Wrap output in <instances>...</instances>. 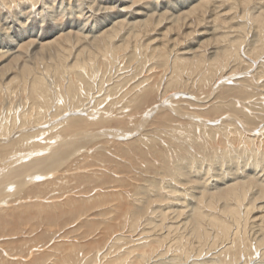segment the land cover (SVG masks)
<instances>
[{
	"label": "rangeland",
	"instance_id": "1",
	"mask_svg": "<svg viewBox=\"0 0 264 264\" xmlns=\"http://www.w3.org/2000/svg\"><path fill=\"white\" fill-rule=\"evenodd\" d=\"M21 1L22 0H10V3H9V0L8 1L0 0V12H2L0 13L1 14L0 15L1 17L0 18V23H1L0 24V30H1L0 42L3 40L5 42H8L10 40L9 38L17 35L18 27L20 30L26 29L28 31L27 36L26 34L24 35V38L20 40V44H18L14 50L12 49L11 51L4 52L5 48L3 47L0 48V78L2 77L4 73H7V76H5V78L14 77L16 73L18 72L19 67L25 61H27L28 65L35 67L34 73L36 74L33 73L34 75L31 76L32 78L27 77L25 79V77L24 78H22L21 76L18 77L13 84V88H12L13 90H11V92L6 91V90L0 91V117H1L0 123H3L4 125L5 122L10 121L9 117L14 116L15 110H17L20 114L21 112H23V110H30L36 106L42 107L44 105L45 106L47 105L46 107L44 106V108H46V111H47L46 122L45 121L42 122L40 124L39 129L38 128L37 129L40 130V128L41 129L47 128L46 132H49V133L43 136L45 139L43 137L41 138L46 140V138H48L51 135H56V134L58 135L57 132H59L62 129L63 130L60 131L61 133L59 132V135L60 136L64 135L62 136L63 138L66 137L67 135L69 137H67V139L65 138L64 140L57 139V141H61L62 143L56 144L58 146H56L55 149L59 148V146H61L62 144H64L65 146L63 145L64 147L60 148L57 151L58 160H56V162L58 163L54 166L52 170L49 171V173H47L48 175H45V176L34 175L33 181H31V183L28 182V184L24 185L25 187L23 186L18 187L16 189V192L15 193L13 192L15 195H13V197H11L7 203H5L4 201L0 202L1 204L0 206V240L2 239L0 242L2 243L0 244V261L6 260V259H7L6 261L10 260V257H11L10 255H12L11 260L9 261V262H13L12 264H16L18 262L22 264L23 263L30 264V262L32 264H47V263L49 264L51 260L52 262H54L53 261L54 258H59L62 256L61 258L63 260L64 256L67 254L65 258L70 257L71 262L74 263V261L80 262V260L84 258L83 256L88 254V256L90 255L89 257L91 260L93 258L94 259L93 261L90 262L89 257H87L88 258L87 263L89 262V264L90 263L99 264L98 260L103 262L104 259L100 257L103 254L99 255L97 252L99 250L103 251L104 249L105 250L103 251V253L105 252V255L107 251H109L108 253H110V250L112 249L109 255L110 257L114 255L111 258L114 259L113 262L114 263L116 262L115 264H126V263L131 264L133 262H134L133 264L135 263L136 264H146V262L144 263V261L146 260H147V264H153L154 262H155L154 264H157L159 260H160L159 261L160 264L161 262L162 264H165V263L168 264L169 262L170 264H172L176 258L177 259L173 264H176V263L177 264H197L199 259H200L199 264L201 262H203L201 264H210L212 262L211 259H214L215 257L222 259L223 257L220 255L216 256L214 251H211L213 253H210L209 252L210 250L207 251L206 245L203 248L204 251L202 250V252L199 253L201 254V257L198 254V252L193 251L192 253V250H190L191 248L189 249L187 247L188 248L187 249L185 244L187 243L186 241L188 237L187 236L188 230H187V225L185 224L183 226L182 223L184 224V221L189 216L190 217L188 219H191L192 217L191 220L195 222L194 221L195 217H198V214L196 215L195 213L201 212L200 209H203V208L205 212L208 210L207 211L208 215L216 214L220 216L219 213L221 212V207H222L221 205L223 203L218 202L217 204L216 203L217 200H216L215 204L217 205L214 204L215 205L214 207H209V206L208 208L206 207L208 204V200L210 198L212 199L220 194L217 191L216 192H211V191L215 190L214 187H216L217 189L218 188L220 189V192H227L229 186L233 184H229L226 186L224 182H228L229 179L231 181L233 178H237V177H239L240 179L237 178L238 182H236V185H241L244 183L245 187L248 190L250 189L249 184L250 185L254 184L252 186L256 187V188L251 187L252 191L251 189L249 190L251 192L248 191L250 193L248 194L249 197L248 196H247L248 198L246 197L248 200H251L252 197L253 198L260 197V201L264 203V193H263L264 192V180H262L264 179V175H263L264 172L262 173V169L264 171V162H262L264 159V141L261 140V139H264V121H263L264 120V108H262L264 107V67H263L264 66V0H195L194 3H191L192 5H188V6L187 5L185 6L182 3V0H136L137 2L135 0L133 1L127 0V3H126V0H120L121 2H124L125 4L128 5L127 8L129 10L127 8L123 9L124 11L122 14L123 16H121L122 18L117 17L116 18L117 20L115 19L113 23L110 22L109 15L110 14L116 15L117 13L118 15H120L119 11L121 10V7H118V5L116 4L118 3L117 2L118 0H28V1L26 0V2L24 0L22 1V3ZM206 1H208V3H206ZM218 1L219 3H217ZM108 2L110 6L106 7V5H108ZM132 3L134 6L132 5ZM79 4L80 6L79 8H77ZM88 4H90L92 8H89L90 5ZM111 4L113 7L111 6ZM104 7H105V10H104ZM80 8H81V11H79ZM137 9H140V10H137ZM182 9H184V11H182ZM186 9L188 11H186ZM221 10L222 12H220ZM71 11H73V13ZM77 11L81 12L82 14ZM94 12L97 15L94 14ZM137 12L140 14H137ZM19 16L21 17V19ZM43 16L45 18H43ZM254 16L257 17L256 18L257 20L255 19ZM136 18L138 19L136 20ZM106 19H108V21L105 23L106 25H104L103 20H106ZM98 20L101 22H99ZM254 20H256V22ZM135 21L137 22L135 23ZM143 21L146 23H144ZM115 22L117 24L115 26L119 28L121 32L119 31V29L117 30L118 32L114 31L116 32V34L114 33L115 36H113L112 39L114 40L112 41V39H109L107 35L109 33L107 32L112 30V26H114L113 24ZM68 23L73 24L71 28L68 27L64 29L63 31L58 30V27L62 26V24L65 25ZM111 23H112V26H110ZM99 25L102 27L100 28ZM259 25H261L263 29L259 27ZM94 26H97L98 30H95V32L93 33L91 31L95 29ZM104 27L106 28L104 29ZM167 31L169 32L167 33ZM2 32H4L5 34L4 37L3 35L1 36V34H3ZM6 36L8 37V39ZM97 36L98 37L100 36V38H97ZM70 38L73 40V43L71 42L72 44L68 42V41H71ZM52 39L53 41H55V43L44 45L47 43V41L52 42ZM239 42H240V46H239ZM230 43L234 44V46L232 44L234 50L231 49L232 47ZM58 44L62 45L63 48L65 49L67 48L66 50H69V52H67L68 55L66 54L65 56L66 58H61V60L55 59L51 61L52 60L51 58L53 57V55L57 51V48L59 47L57 46ZM102 44H104L105 47ZM236 44L239 47L236 46ZM111 46H114L116 48L114 47L111 48ZM123 47L124 48L126 47V48L124 49ZM227 47L228 48L231 47V48L228 49ZM225 48L228 50H226ZM104 49L105 51H103ZM115 49L116 50L119 49L118 52L115 51ZM188 50L192 52H189ZM233 51H235L237 55ZM91 52L94 55H91L92 54ZM222 53H224V55H222ZM228 53L230 55L232 53L233 55L232 58L231 56L229 57ZM226 55H228V59L230 58L229 60L227 59ZM178 56H180L181 58ZM14 57L20 58V61L16 65H14L16 63L14 61L15 59ZM218 57H220L219 60L224 58L223 61L221 60L222 62H220L219 60H217ZM186 58H190L189 59L191 60L190 64L185 63ZM175 60L176 62L174 63L173 61ZM196 60H198L199 63ZM224 60L226 64H224ZM240 60L242 61L244 60V61L242 62ZM182 62L187 65L185 68H184L185 65L181 64ZM87 63H89L90 66ZM173 63L175 65H172ZM176 63L182 66L183 69ZM218 63H221V65L223 63V65L225 66L224 68L226 69H224ZM217 64L221 66V70L219 69L220 66H218ZM197 65L198 66L201 65L202 67L200 66V68H198ZM210 65L212 67H210ZM190 68H193V69L195 68L196 70L191 69L192 71H190ZM179 69H182V70H179ZM174 71L176 73H173ZM178 71L179 72L182 71V73L184 74L179 73ZM174 74H176L177 76ZM175 76L177 78H175ZM217 85H218V89L216 88ZM176 86H178L179 90ZM70 87L72 91L69 90ZM165 87H167L166 88L167 91L170 87H171L170 89L174 91L171 92V90L169 89V91L167 92ZM180 87H182L184 90L186 89L187 91L186 90L184 91L183 89L181 90ZM148 88H150V90ZM74 89L77 90V92H75ZM139 89H142V90L140 91ZM131 91L133 92L131 93ZM179 92H182L184 94L182 95V93H179ZM77 93L82 94L83 96L78 95L79 96L78 98ZM175 93H178L176 94L177 95L176 97L174 95ZM71 95H73L74 98ZM168 96L170 99L169 98L167 99ZM71 98L74 100L72 101ZM131 99L133 100L130 101ZM217 99L221 103L216 101ZM75 100H77V102H79L82 105L75 103L76 102ZM164 101L167 104L171 102L170 103V105L172 104L171 109L161 108L160 110L159 109L155 110L156 108L155 106L157 105L162 106ZM175 101L176 103H174ZM235 101L237 102V104ZM215 102H217L218 104ZM252 102H254V104H252ZM255 102L259 104L255 105L256 104ZM232 103H235L236 106ZM74 105L76 107L73 110L72 107H74ZM250 105L251 106L254 105L253 106L254 108L250 107ZM258 105L261 111L263 110L262 112L260 111V109H258L257 107ZM80 106H81V110L82 108H84V106L86 107L84 108L85 110L90 111L91 109L90 112L94 110L95 111L93 112L94 115L91 114L89 116L87 115V113H83L84 109L82 112H80L79 111ZM113 106H115V108ZM230 106H232V108ZM238 107L240 108L239 110H238ZM173 108H175V110H173ZM75 109H78V112L77 110L75 111ZM151 109L153 110V112H150ZM176 109H179V110L177 111ZM181 109H182V113L180 111ZM241 109H245V110L242 111ZM122 111H124V113ZM108 112L109 114H106ZM146 112L147 113L149 112L150 119L145 124V126H143L142 128L143 136L140 134L137 135L136 134L137 131H135V129L137 128L138 124H140L144 120L143 117L146 116L147 114ZM258 112L260 113L257 114ZM71 113L72 115H76V116H74L73 118L69 117L71 116ZM242 113L243 115H241ZM248 113H252L253 115H255L256 113L257 115L253 116L251 114L252 116H250V114ZM123 114L125 115L123 116ZM238 114L239 116H237ZM198 115H200L201 117ZM94 116H98V117H94ZM55 117L59 119L57 120ZM191 117L193 118L200 117L199 120L201 119L205 120L206 121V124L204 122L205 127L202 125L201 127L197 123L198 119L192 120ZM245 117L246 118L248 117L251 120H249L248 118L247 120ZM253 117H256V118H253ZM48 118L50 119V121H48L49 120ZM211 118L212 120L213 118L215 119L213 120V122L216 123V127H215V124H213V122L211 121ZM234 119L237 121H235ZM54 121L55 122L57 121L58 123H55ZM59 121H62V122H59ZM51 122L53 124H51ZM198 122L201 123V121H198ZM209 122H212V123L210 124ZM220 123L222 124V126ZM67 124H70L72 127ZM244 125L246 126V128L244 127ZM62 126L65 127V129L62 128ZM66 126H70L71 128L66 127ZM233 126H236V127H233ZM248 126L250 127L248 128ZM54 127L55 129H53ZM203 127L205 129L206 128L211 129L209 130L208 134H206L207 133L205 132L206 130L205 131L202 130L204 129ZM217 127H219V129ZM223 127H224L225 132H223L224 131ZM48 128L49 129L51 128L54 131H52L51 129L49 131ZM120 128L124 130H128V131L134 130L133 132L134 135H132L134 137L131 136L128 139H124V138L113 139L111 137L108 138V136L107 137L105 136L107 135V133L110 135L113 133L115 135L114 130H120ZM168 128L170 129V131L168 130ZM172 128H174L175 131L174 129L172 130ZM194 128L196 131H194ZM256 128H260V129H256ZM35 129H36V126L33 129L30 128V131H34ZM82 129L84 132L81 131ZM179 129L182 132H184L182 133V135ZM234 129L235 131H233ZM75 130L78 132H75ZM164 130L166 132H164ZM71 131H73L74 133ZM109 131H112V133ZM215 131H219V132H215ZM185 132L186 133L189 132L187 133V136ZM231 132L232 133L234 132V133L231 134ZM235 132L240 133V135ZM103 133L105 135H103ZM245 134H246V137H245ZM250 134L252 135L254 134V136L251 135L248 137V135ZM167 135L169 137H167ZM10 136H12V134ZM92 137H96V138H94L93 140ZM147 137H149V139H147ZM187 137L188 138L190 137V138L188 139ZM251 137H253L254 139H252ZM41 138L39 137L40 141H43ZM76 138L77 140H75ZM152 138L156 143H154ZM248 138L250 139L249 140L250 142L248 141ZM243 139L245 142L247 141L248 142L245 143L244 141H242ZM147 141H149V143ZM241 141L243 142L244 146L246 144L247 145L244 147L241 144L242 143ZM67 143L71 145V148L69 149L70 150L69 156L65 155V158H66L65 159L64 156H62L61 154L68 150L66 149V146H68ZM78 143L80 145L83 144L82 145L83 147H80ZM20 144H18V146H15L14 144L13 146H15V149L19 150V152L23 154L28 149L26 145L21 147ZM46 145H49V143ZM229 145H230V148H228ZM13 146L11 147L13 148ZM18 147H21V148H18ZM243 148L245 149L249 148V149L245 150ZM21 149L23 150L21 151ZM250 149L252 150V152ZM151 150L153 151V153ZM255 150H257V152H254ZM0 152H1V146H0ZM42 153L39 154L38 156L35 154L33 156L24 158L23 160L16 162L15 165L17 166L13 165L12 168L21 166L24 162L29 163L33 159L38 160V159H43V158L44 160L41 163V165H46L48 162H51L52 160H54L53 156L57 155V153L54 152L52 148L50 149L48 148L45 152H42ZM223 155H224V158H223ZM228 155H229V158L227 157ZM245 155L247 156L246 157L247 159L245 158ZM204 156L205 158H203ZM214 156H215V159H214ZM231 156L233 157L236 156L237 160L236 158H234L235 160L232 159L233 157ZM51 157H53V159L49 161V158ZM222 158H223V161H222ZM5 159L6 158L1 159L3 163H0V168L1 167L4 168L5 163H7L8 158L6 160ZM29 159L30 161H28ZM255 160L257 163L259 161L258 166H261V167L257 166V163L255 162ZM212 161L215 162L214 165ZM244 161H246V166H245ZM182 162L186 164H183ZM236 162L237 163L239 162L238 163L239 167L237 165V168H235L237 164ZM254 162L256 163V166H254L255 165ZM186 165H188V168L186 167ZM251 165L253 167H251ZM228 166L229 168H227ZM182 167H183L182 171L178 170L180 172L178 171L174 172V170H176L177 168L180 169ZM191 167H195L196 170L194 168L190 169ZM230 167H232V169H230ZM12 168L10 170H12ZM205 168L207 169V171ZM222 170H224V172ZM257 170L258 172L260 171V174L257 172ZM34 171H36V169H34ZM6 172H10L9 169L4 171L3 175L2 174L0 175V178L4 176ZM225 172L227 173V178H224L226 177ZM0 173H2V171H0ZM178 173L180 177H183V179H181L178 176ZM231 173L233 174L231 175ZM248 174H250L251 176L247 177ZM245 177H247L248 179H246ZM40 178H43V179H40ZM222 178H224L225 180L227 179V180L224 181V179L222 180ZM243 178L244 180H242ZM258 182L259 184H257ZM175 184H176V189L174 187ZM224 185L226 186V189H224L225 188ZM186 186H188V188H186ZM208 186L211 188H209ZM177 188H179L180 190ZM192 188L194 189V191L192 190ZM121 190L123 191V193L121 192ZM171 190L175 191V193L172 192ZM169 193H170V197H169ZM171 193L175 196H173ZM110 194H112L113 196L111 195V197L109 198ZM179 194L182 196L180 197ZM210 194H212V196ZM133 197L136 198L137 202L135 200H131V199H134ZM141 197H142L143 204L141 201H139L141 200L140 199ZM203 198H204V201H203ZM246 198L242 203L240 202L237 203L236 201L234 202L232 201L231 204L229 203L230 206L235 205L233 207H236V209H238V212H239L238 213L239 219L236 222V224L235 223L230 224L232 225L231 228L234 227L233 228L234 231L237 229L236 227L237 223L241 222V225H242V220H243L242 218L244 219L246 218V215L243 214V212L246 211V208L244 207L246 205L250 206V201H247ZM201 201H203L204 205ZM3 202L5 203V205L3 204ZM121 202L123 203L121 204ZM244 202L246 205L243 204ZM262 202H259L255 205L262 206L263 204ZM156 204L159 206L157 207ZM177 204L178 206H176ZM194 204H196V206ZM238 204L240 205L239 207H238ZM219 206H220V209H219ZM176 207H177V210H176ZM184 207L186 208L185 210H184ZM212 208H216V209L213 210ZM153 209L154 211H152ZM195 209L196 210L198 209V210L196 211ZM128 210H130V212ZM216 210L217 212L215 213ZM240 210L241 211L243 210V211L240 212ZM190 211H193V212H191L190 214H187ZM179 212L181 214L183 213V216H181ZM260 212L264 214V208H262V211H259L258 209L255 210V212L252 215H250V217L260 215L261 214ZM152 213H154L155 215H153ZM178 213L180 217L177 216ZM144 215L149 218H146ZM140 216H143V217H140ZM130 219H133V220H130ZM229 219L231 220L230 216H229ZM126 220H128L130 223ZM146 220L149 224L146 222ZM182 220L183 222L181 223ZM162 223L165 226L161 227L163 225ZM230 223H233V222H230ZM170 224H173L174 226ZM169 226L171 227L170 231L169 229H167V228H170ZM175 226L176 227L181 226V227L176 228ZM248 226H251L250 222ZM154 227L156 228V230ZM162 228L164 230H162ZM209 228H210L211 234L213 233V231L216 230V229L214 230V227L212 226H210ZM211 228H212V231H211ZM125 229L129 231L130 235L132 234L133 235L130 236L129 233ZM130 229H132V232H130L131 231ZM159 229H161V231ZM142 231H145V233L147 232L148 234H145ZM171 231L173 234L170 233ZM164 232L167 234H165ZM236 232H238V230ZM150 233L152 234L154 233V235ZM181 233H183V235H181ZM155 234L156 235L158 234V235L155 236ZM238 234H240L242 241L241 239H239L240 236ZM238 234H237L238 238L236 234L235 235L231 234L229 237V240L226 241V242H229V241L233 242V240L236 239L235 241L237 242L235 243L234 241L233 245L236 248V249L234 248L236 250L235 251L236 254L237 253L239 254V255L237 254L238 256L236 255L235 259H238L239 257L238 259L239 261L232 259L231 261L233 263L232 262L231 263L232 264L234 263L243 264L246 261L245 258H247L250 262L255 261L260 264H264V256L262 257V255H264L263 254L264 249L257 248L258 244H256L254 241L252 243L250 241L252 240L251 237L248 236L249 237L248 238L247 235H241V233L239 232ZM122 235L123 236L126 235V239L128 238L127 241L122 240L123 238H125ZM127 235L130 237H128ZM134 235L136 237H134ZM165 235L168 237L171 235L170 240L169 238H167L169 242L167 241ZM9 236L11 238H9ZM113 236L115 237L118 236V237L115 238ZM148 236H151V237H148ZM131 237H133L132 240L130 239ZM154 237H157V238H154ZM162 237H163V241H162ZM150 238H152L151 242L153 244L150 242ZM117 239L118 240L121 239L122 241L119 240L120 242L117 243ZM172 239L175 242H173ZM3 240L5 241V243ZM134 240L136 243L132 242ZM141 241L143 245H145L144 243L147 242L146 245L143 246L141 244L142 246H139ZM159 241L161 243L162 242L164 243L161 244L159 243ZM16 242H17V246L16 244H14ZM127 242L128 243L130 242L131 244H128ZM148 242H150V244ZM167 242L170 243L169 244L170 247L168 246L169 248L167 247ZM171 242L173 245L171 244ZM113 244H115V247ZM137 244L138 246L136 247ZM176 244L180 245L181 248L178 247ZM7 245H9V247ZM128 245H130L129 248L127 247ZM250 245L256 246V248L251 247ZM1 246H3V248ZM119 246L120 247L122 246V248H118ZM187 246H189V244ZM244 247L245 249L243 250ZM136 248H139V249L142 248V249L136 250ZM157 248L159 249L157 250ZM172 248H174V250ZM8 249L10 250V252L8 251ZM12 249L14 250V254L17 256L11 253L13 252ZM18 249H19V253L16 254V252H18ZM131 249L134 251L136 250L135 251L136 253L133 252ZM183 249L184 251H182ZM256 249H257V252H256ZM124 250H127V251L124 253ZM162 250H163V253H162ZM185 250L187 251L185 252ZM250 250H254L255 255L253 254V251H250ZM5 251H8L7 253L10 255L7 256V253ZM112 251L113 252L115 251L114 252L115 254H112ZM128 251H132V253L131 252L129 253ZM175 251L178 253L180 251V253L177 254ZM241 251H242V254H241ZM140 252H141V257L136 255V257L138 256L137 259L135 257H132L133 260L127 259L129 255L135 256V254H138ZM153 252L155 253V255ZM247 252H249V255H246ZM21 253H23V255ZM95 253L98 254V258L94 256ZM118 253H120L119 255L122 256V259H119V258L116 259ZM149 253L151 255L153 253L152 256L154 258L151 257ZM158 253L160 254L158 255ZM194 253L195 254L197 253V254L195 255ZM142 254L143 255L149 254L148 256H150L151 258L150 257L148 258L147 255H144L145 256L144 257ZM184 254L188 257V259H185V261H184V258H185ZM189 254H191L190 255L191 257H189ZM162 255L163 257H161ZM177 255H179L182 259ZM173 256L175 258L174 260H173ZM99 257L102 259H100ZM195 257H196V260H195ZM197 257L198 258L200 257V258L198 259ZM15 258L18 260H16ZM22 258L25 260H23ZM77 258L79 260H77ZM141 258L144 259V261H142ZM156 258H160V259H156ZM162 258L164 260H162ZM150 259L153 262H151ZM148 260L150 261V263L148 262ZM130 261H133V262L130 263ZM224 262L223 264L228 263L227 261L225 263ZM248 263L245 262L244 264H248Z\"/></svg>",
	"mask_w": 264,
	"mask_h": 264
},
{
	"label": "bare ground",
	"instance_id": "2",
	"mask_svg": "<svg viewBox=\"0 0 264 264\" xmlns=\"http://www.w3.org/2000/svg\"><path fill=\"white\" fill-rule=\"evenodd\" d=\"M3 1H6V0H3ZM8 1V0H7ZM22 1H24V0H22ZM22 1H21V3H22ZM28 1V0H27ZM131 1H133V0H131ZM136 1V0H135ZM25 2H26V0H25ZM24 2V3H25ZM118 3H116L117 5H118V7H121V10L119 11L120 13V15H118V13L115 15V14H110L109 15V19H110V22H112L113 23V21H115V19L117 18V17H121V16H123L122 14H123V9H125V8H127L128 7V5L127 4H125L124 2H121L120 0H118L117 1ZM137 2V1H136ZM195 2V0H182V3L186 6H188V5H192L191 3H194ZM222 2V1H221ZM227 2V1H226ZM9 3H10V0H9ZM62 3V2H61ZM126 3H127V0H126ZM181 3V2H180ZM206 3H208V1H206ZM217 3H219V1L217 2ZM5 4V3H4ZM138 4V3H137ZM159 4V3H158ZM161 4V3H160ZM171 4V3H170ZM211 4V3H210ZM221 4H223V3H221ZM25 5V4H24ZM63 5V4H62ZM85 5H86V3H85ZM88 5H90V4H88ZM87 5V6H88ZM116 5V6H117ZM132 5H133V3H132ZM136 5V4H135ZM167 5V4H166ZM218 5V4H217ZM64 6V5H63ZM79 6H80V4L77 6V8H79ZM107 6H110L109 5V2H108V5H106V7ZM111 6H112V4H111ZM134 6V5H133ZM165 6V5H164ZM168 6H169V4H168ZM170 6H172V5H170ZM176 6V5H175ZM113 7V6H112ZM111 7V8H112ZM131 7V6H130ZM129 7V8H130ZM167 7V6H166ZM202 7V6H201ZM212 7H214V6H212ZM211 7V8H212ZM68 8V7H67ZM84 8V7H83ZM87 8V7H86ZM89 8H92V6L90 5V7ZM102 8V7H101ZM110 8V7H109ZM173 8V7H172ZM177 8V7H176ZM189 8V7H188ZM220 8V7H219ZM233 8V7H232ZM26 9V8H25ZM65 9V8H64ZM63 9V10H64ZM128 9V8H127ZM158 9V8H157ZM161 9V8H160ZM164 9V8H163ZM162 9V10H163ZM170 9V8H169ZM227 9V8H226ZM27 10V9H26ZM57 10V9H56ZM67 10V9H66ZM104 10H105V7H104ZM107 10V9H106ZM112 10V9H111ZM129 10V9H128ZM131 10V9H130ZM137 10H140V9H137ZM146 10V9H145ZM79 11H81V8L79 9ZM79 11H77V12H79ZM84 11V10H83ZM177 11H179V10H177ZM182 11H184V9H182ZM186 11H188L187 9H186ZM53 12V11H52ZM55 12V11H54ZM62 12V11H61ZM64 12V11H63ZM72 13H73V11H71ZM105 12V11H104ZM140 12V11H139ZM151 12V11H150ZM168 12V11H167ZM166 12V13H167ZM220 12H222V10L220 11ZM0 13H2V12H0ZM8 13V12H7ZM58 13V12H57ZM76 13V12H75ZM79 13H81V12H79ZM100 13V12H99ZM112 13V12H111ZM134 13V12H133ZM181 13V12H180ZM179 13V14H180ZM227 13V12H226ZM250 13V12H249ZM27 14V13H26ZM50 14H51V12H50ZM54 14V13H53ZM82 14V13H81ZM94 14H96L95 12H94ZM137 14H140V13H138L137 12ZM142 14V13H141ZM1 15V14H0ZM8 15V14H7ZM80 15V14H79ZM97 15V14H96ZM103 15V14H102ZM105 15H106V13H105ZM136 15V14H135ZM216 15V14H215ZM221 15H222V13H221ZM29 16V15H28ZM52 16V15H51ZM125 16V15H124ZM145 16V15H144ZM218 16V15H217ZM260 16V15H259ZM258 16V17H259ZM3 17V16H2ZM20 17V16H19ZM54 17V16H53ZM98 17V16H97ZM103 17V16H102ZM105 17H107V16H105ZM146 17V16H145ZM175 17V16H174ZM220 17V16H219ZM255 17V16H254ZM1 18V17H0ZM5 18H7V17H5ZM43 18H45L44 16H43ZM122 18V17H121ZM132 18V17H131ZM130 18V19H131ZM151 18V17H150ZM176 18V17H175ZM251 18V17H250ZM257 17H255V19H256ZM261 18H263V17H261ZM4 19V18H3ZM20 19H21V17H20ZM138 18H136V20H137ZM260 19V18H259ZM6 20V19H5ZM117 20V19H116ZM133 20V19H132ZM144 20V19H143ZM151 20V19H150ZM155 20V19H154ZM253 20V19H252ZM257 20V19H256ZM256 20H254L255 22H256ZM9 21V20H8ZM43 21V20H42ZM79 21H80V19H79ZM97 21V20H96ZM99 21V20H98ZM104 22H103V24L104 25H106L105 23L108 21V19H106V20H103ZM130 21V20H129ZM164 21V20H163ZM2 22V21H1ZM45 22V21H44ZM99 22H101V21H99ZM137 21H135V23H136ZM144 22V21H143ZM147 22H148V20H147ZM176 22V21H175ZM186 22V21H185ZM5 23H7V22H5ZM15 23V22H14ZM18 23V22H17ZM80 23V22H79ZM96 23H98V22H96ZM112 23H111V25L110 26H112ZM123 23V22H122ZM122 23H121V25H122ZM125 23V22H124ZM138 23H139V21H138ZM144 23H146V22H144ZM254 23V22H253ZM1 24V23H0ZM153 24V23H152ZM172 24V23H171ZM188 24V23H187ZM190 24V23H189ZM4 25V24H3ZM8 25H9V23H8ZM23 25V24H22ZM72 23H68V24H65V25H63L62 24V26H60V27H58V30L59 31H63L64 29H66V28H71L72 27ZM83 25H84V23H83ZM88 25V24H87ZM102 25V24H101ZM114 26H112V30L111 31H109V32H107V33H109V34H107L108 35V37H109V39H112L113 38V36H115V34H116V32H118L117 30L119 29V28H117L115 25H117L116 24V22L113 24ZM129 25V24H128ZM148 25V24H147ZM185 25V24H184ZM5 26V25H4ZM24 26V25H23ZM93 26V25H92ZM149 26V25H148ZM163 26V25H162ZM262 26H263V24H262ZM2 27V26H1ZM15 27V26H14ZM80 27V26H79ZM95 27V29L94 30H92L91 32H95V30H98L97 29V26H94ZM99 27L101 28L102 26H100L99 25ZM124 27V26H123ZM122 27V28H123ZM259 27H261V25H259ZM13 28V27H12ZM86 28V27H85ZM106 27H104V29H105ZM126 28V27H125ZM184 28V27H183ZM262 28V27H261ZM83 29V28H82ZM124 29V28H123ZM204 29V28H203ZM260 29V28H259ZM263 29V28H262ZM261 29V30H262ZM150 30V29H149ZM168 30V29H167ZM14 31V30H13ZM17 31H18V33H17V35H15V36H13V37H11V38H9L10 40L8 41V42H5L4 40L3 41H1L0 42V48L1 47H3V48H5V50H4V52H8V51H11L12 49L14 50L15 49V47L18 45V44H20V40L21 39H23L24 38V35L26 34V36H27V34H28V31L26 30V29H19V27L17 28ZM83 31V30H82ZM85 31V30H84ZM114 31H116V32H114ZM119 31H120V29H119ZM170 31V30H169ZM169 31H167V33L169 32ZM210 31V30H209ZM0 32H1V30H0ZM72 32V31H71ZM121 32V31H120ZM152 32V31H151ZM212 32V31H211ZM3 34H1V36L3 35V37L5 36V34H4V32H2ZM111 33H115L114 35L113 34H111ZM166 33V32H165ZM166 33V34H167ZM145 34H147V33H145ZM69 35V34H68ZM78 35V34H77ZM80 35V34H79ZM88 35V34H87ZM100 35V34H99ZM89 36V35H88ZM167 36V35H166ZM225 36V35H224ZM7 37V36H6ZM71 37V36H70ZM87 37V36H86ZM169 37V36H168ZM168 37H166V38H168ZM1 38V37H0ZM97 38H100V36L98 37L97 36ZM107 38V37H106ZM114 38H116V37H114ZM241 38V37H240ZM239 38V39H240ZM5 39V38H4ZM7 39H8V37H7ZM67 39V38H66ZM96 39V38H95ZM261 39V38H260ZM1 40V39H0ZM70 40L71 41H68V42H70V44H72L73 43V40L70 38ZM114 39H112V41H113ZM57 41V40H56ZM66 41V40H65ZM222 41V40H221ZM67 42V43H68ZM72 42V43H71ZM101 42H103V41H101ZM195 42V41H194ZM2 43H4V44H2ZM46 43V42H45ZM50 43H55V41H53V39H52V42H49V41H47V43L46 44H44V45H49ZM75 43V42H74ZM114 43V42H113ZM236 43V42H235ZM115 44V43H114ZM225 44V43H224ZM233 44V43H232ZM232 44L230 43V45H231V49L232 50H234L233 49V46H234V44H233V46H232ZM95 45H96V43H95ZM103 46H104V44H102ZM101 45V46H102ZM257 45V44H256ZM57 46H59L58 48H57V51L55 52V54L53 55V57L51 58L52 60L51 61H53V60H55V59H57V60H61V58H66L65 56H66V54H67V52H69V50H66L65 48H63V46L62 45H60V44H58ZM108 46V45H107ZM224 46V45H223ZM229 46V45H228ZM236 46H238L237 44H236ZM239 46H240V42H239ZM238 46V47H239ZM99 47V46H98ZM105 47V46H104ZM112 47H114V46H111V48ZM117 47H118V45H117ZM191 47H192V45H191ZM225 47V46H224ZM237 47V48H238ZM254 47V46H253ZM100 48V47H99ZM114 48H116V47H114ZM121 48H122V46H121ZM124 48V47H123ZM126 48V47H125ZM124 48V49H125ZM188 48V47H187ZM228 48V47H227ZM230 48H228V49H230ZM234 48H236V47H234ZM70 49V48H69ZM124 49H122V50H124ZM184 49H186V48H184ZM189 49V48H188ZM226 49V48H225ZM224 49V50H225ZM228 49H226V50H228ZM262 49V48H261ZM111 50V49H110ZM119 50V49H118ZM118 50H116L115 49V51H117L118 52ZM121 50V49H120ZM162 50V49H161ZM164 50H165V48H164ZM191 50V49H190ZM190 50H188L189 52H192V51H190ZM236 50V49H235ZM247 50V49H246ZM245 50V51H246ZM83 51V50H82ZM87 51V50H86ZM103 51H105V49L103 50ZM163 51V50H162ZM253 51V50H252ZM183 52V51H182ZM218 52H220V51H218ZM227 52V51H226ZM234 53H235V51H233ZM79 53H80V51H79ZM84 53V52H83ZM82 53V54H83ZM89 53H90V51H89ZM92 53V52H91ZM180 53V52H179ZM225 53V52H224ZM224 53H222V55H224ZM81 54V55H82ZM88 54V53H87ZM108 54V53H107ZM117 54V53H116ZM167 54V53H166ZM165 54V55H166ZM227 54V53H226ZM229 54V53H228ZM236 54V53H235ZM68 55V54H67ZM80 55V54H79ZM91 55H94L93 53L91 54ZM196 55V54H195ZM237 55V54H236ZM236 55H234V56H236ZM98 56V55H97ZM115 56V55H114ZM118 56V55H117ZM120 56V55H119ZM168 56V55H167ZM177 56V55H176ZM175 56V57H176ZM227 56V59H228V55H226ZM231 56V58H232V53H231V55L229 54V57ZM255 56V55H254ZM18 57V56H17ZM15 58L14 59V61L16 62L14 65H16L19 61H20V58ZM93 57V56H92ZM109 57V56H108ZM178 57H180V56H178ZM187 57V56H186ZM106 58V57H105ZM110 58V57H109ZM108 58V59H109ZM181 58V57H180ZM194 58V57H193ZM195 58H197V57H195ZM219 58L220 57H218V59L217 60H219ZM257 58V57H256ZM259 58V57H258ZM261 58V57H260ZM115 59H116V57H115ZM119 59V58H118ZM159 59H161V58H159ZM178 59V58H177ZM190 58H186L185 60V63L187 64V63H191V60H189ZM200 59V58H199ZM212 59V58H211ZM224 59V58H223ZM223 59H221L222 61H223ZM230 59V58H229ZM228 59V60H229ZM241 59V58H240ZM249 59V58H248ZM107 60V59H106ZM111 60V59H110ZM193 60V59H192ZM210 60V59H209ZM221 60H219L220 62H222ZM255 60H257V59H255ZM94 61H96V60H94ZM125 61V60H124ZM127 61V60H126ZM168 61V60H167ZM183 61V60H182ZM197 62H198V60H196ZM215 61H216V59H215ZM214 61V62H215ZM240 61H242V60H240ZM244 61V60H243ZM242 61V62H243ZM58 62V61H57ZM68 62V61H67ZM83 62V61H82ZM114 62V61H113ZM174 63L176 62V60L175 61H173ZM194 62H195V60H194ZM212 62V61H211ZM210 62V63H211ZM229 62V61H228ZM233 62V61H232ZM81 63V62H80ZM111 63V62H110ZM172 64V65H175V64ZM185 63H181V64H184L185 66H184V68L187 66ZM199 63V62H198ZM206 63V62H205ZM209 63V62H208ZM216 63H217V61H216ZM248 63V62H247ZM88 65H89V63H87ZM177 65H179L178 63H176ZM196 64V63H195ZM194 64V65H195ZM214 64V63H213ZM218 64H220L221 65V63H218ZM217 64V65H218ZM224 64H226L225 63V60H224ZM239 64V63H238ZM67 65V64H66ZM215 65V64H214ZM220 65H218V66H220ZM227 65H228V63H227ZM235 65V64H234ZM262 65V64H261ZM90 66V65H89ZM110 66V65H109ZM180 66V65H179ZM192 66V65H191ZM198 66V65H197ZM201 66V65H200ZM200 66H198V68H200ZM206 66V65H205ZM217 66V67H218ZM223 68L225 67L224 65H223V63H222V65H221ZM221 66H220V70H221ZM74 67V66H73ZM80 67V66H79ZM85 67V66H84ZM182 69H183V67L182 66H180ZM179 67V68H180ZM196 67V66H195ZM202 67V66H201ZM210 67H212L211 65H210ZM209 67V68H210ZM264 67V66H263ZM120 68V67H119ZM177 68V67H176ZM175 68V69H176ZM207 68V67H206ZM216 68V67H215ZM217 68V69H218ZM88 69V68H87ZM175 69H173V70H175ZM182 69H179V70H182ZM187 69V68H186ZM189 69V68H188ZM191 69H193V68H190V71H192ZM212 69V68H211ZM213 69H214V67H213ZM224 69H226V68H224ZM34 70H35V67H33V66H30V65H28V63H27V61H25L20 67H19V70H18V74L16 73V75L14 76V77H12V78H5V76H7V73H4L3 75H2V77L0 78V91H4V90H6V91H10L11 92V90H13L12 88H13V84H14V82H15V80L18 78V77H22V78H24L25 77V79L27 78V77H31L32 75H34V74H36V73H34ZM82 70V69H81ZM193 70H196L195 68L193 69ZM205 70V69H204ZM203 70V71H204ZM83 71V70H82ZM188 71V70H187ZM212 71V70H211ZM235 71V70H234ZM8 72V71H7ZM84 72V71H83ZM179 72V71H178ZM207 72V71H206ZM258 72H259V70H258ZM34 73V74H33ZM173 73H176L175 71L173 72ZM179 73H182V71L181 72H179ZM194 73V72H193ZM205 73V72H204ZM223 73V72H222ZM235 73V72H234ZM85 74V73H84ZM182 74H184V73H182ZM202 74V73H201ZM214 74H216V73H214ZM228 74H230V73H228ZM258 74V73H257ZM83 75V74H82ZM122 75V74H121ZM174 75H176V74H174ZM208 75V74H207ZM212 75H213V73H212ZM225 75V74H224ZM232 75V74H231ZM177 76V75H176ZM175 76V78H177ZM179 76V75H178ZM205 76V75H204ZM221 76H223V75H221ZM81 77H83V76H81ZM80 77V78H81ZM130 77V76H129ZM180 77V76H179ZM178 77V78H179ZM226 77V76H225ZM227 77H229V76H227ZM32 78V77H31ZM96 78V77H95ZM174 78V79H175ZM190 78V77H189ZM82 79V78H81ZM86 79V78H85ZM89 79H90V77H89ZM93 79V78H92ZM173 79V78H172ZM171 79V80H172ZM228 79V78H227ZM230 79V78H229ZM6 80V81H5ZM31 80H33V79H31ZM170 80V79H169ZM178 80V79H177ZM180 80V79H179ZM184 80V79H183ZM198 80V79H197ZM231 80V79H230ZM78 81V80H77ZM227 81V80H226ZM17 82V81H16ZM169 82V81H168ZM174 82H176V81H174ZM79 83H81V82H79ZM90 83V82H89ZM99 83V82H98ZM171 83V82H170ZM178 83V82H177ZM190 83V82H189ZM192 83V82H191ZM221 83V82H220ZM148 84V83H147ZM166 84V83H165ZM214 84V83H213ZM218 84V83H217ZM82 85V84H81ZM145 85V84H144ZM149 85V84H148ZM169 85V84H168ZM12 86V87H11ZM71 86H73V85H71ZM138 86V85H137ZM171 86H172V84H171ZM120 87V86H119ZM177 88H178V86H176ZM185 87V86H184ZM73 88H75V87H73ZM78 88V87H77ZM91 88V87H90ZM135 88V87H134ZM142 88V87H141ZM164 88V87H163ZM167 87H165V89H166ZM171 88V87H170ZM169 88V89H170ZM174 88V87H173ZM181 88V90L183 89L182 87H180ZM216 88L218 89V85L216 86ZM138 89V88H137ZM149 90H150V88H148ZM164 89V90H165ZM169 89H168V91H169ZM69 90H71L72 91V89H71V87H70V89ZM75 90V89H74ZM83 90V89H82ZM140 91L142 90V89H139ZM138 90V91H139ZM171 90V92H173L174 90H172V89H170ZM178 90H179V88H178ZM178 90H177V92H178ZM184 90V89H183ZM186 90V89H185ZM184 90V91H185ZM246 90V89H245ZM43 91V90H42ZM70 91V92H71ZM127 91V90H126ZM130 91V90H129ZM143 91H145V90H143ZM166 91H167V89H166ZM167 91V92H168ZM187 91V90H186ZM75 92H77V90H75ZM82 92V91H81ZM81 92H79V93H81ZM133 91H131V93H132ZM170 92V93H171ZM194 92V91H193ZM85 93H87V92H85ZM148 93V92H147ZM146 93V94H147ZM179 93H182V92H179ZM186 93V92H185ZM235 93V92H234ZM74 94H76V93H74ZM141 94V93H140ZM144 94V93H143ZM143 94H142V96H143ZM164 94V93H163ZM167 94V93H166ZM173 94V93H172ZM176 94H178V93H175L174 95H175V97L177 96ZM184 93H182V95H183ZM192 94V93H191ZM194 94V93H193ZM231 94V93H230ZM80 96V95H82V94H78L77 93V96ZM173 95V96H174ZM207 95V94H206ZM211 95V94H210ZM72 97H73V95H71ZM79 96H78V98H79ZM83 96V95H82ZM81 96V97H82ZM149 96V95H148ZM179 96V95H178ZM181 96V95H180ZM125 97V96H124ZM134 97V96H133ZM141 97V96H140ZM139 97V98H140ZM166 97V96H165ZM172 97V96H171ZM208 97V96H207ZM235 97V96H234ZM74 98V97H73ZM169 98V96L167 97V99ZM193 98V97H192ZM195 98V97H194ZM196 98H198V97H196ZM243 98H245V97H243ZM243 98H241V99H243ZM72 99V98H71ZM84 99V98H83ZM103 99V98H102ZM170 99V98H169ZM184 99V98H183ZM220 99V98H219ZM248 99V98H247ZM250 99V98H249ZM74 99H72V101H73ZM78 100V99H77ZM77 100H75L74 102L75 103H78V104H80L79 102H77ZM127 100V99H126ZM133 99H131L130 101H132ZM135 100H136V98H135ZM140 100V99H139ZM142 100V99H141ZM165 100V99H164ZM196 100V99H195ZM227 100V99H226ZM225 100V101H226ZM246 100V99H245ZM251 100V99H250ZM249 100V101H250ZM103 101H105V100H103ZM167 101V100H166ZM171 101V100H170ZM169 101V102H170ZM199 101V100H198ZM202 101V100H201ZM216 101H218V99L216 100ZM243 101V100H242ZM247 101V100H246ZM73 102V103H74ZM83 102V101H82ZM88 102V101H87ZM219 103H221L220 101H218ZM236 102V101H235ZM248 102V101H247ZM72 103V104H73ZM74 103V104H75ZM84 103V102H83ZM171 103V102H170ZM170 103L169 104H167L165 101H164V103H163V105L162 106H159V105H157V106H155L154 108H155V110L156 109H161V108H168V109H171V106H172V104L170 105ZM173 103V102H172ZM174 103H176V101L174 102ZM180 103V102H179ZM215 103H217V102H215ZM223 103V102H222ZM228 103V102H227ZM256 103V102H255ZM138 104V103H137ZM190 104V103H189ZM218 104V103H217ZM226 104V103H225ZM224 104V105H225ZM229 104H231V103H229ZM232 104H234L235 106H236V104H237V102H236V104L235 103H232ZM247 104H249V103H247ZM252 104H254V102H252ZM257 104H259V103H256L255 105H257ZM80 105H82V104H80ZM161 105V104H160ZM202 105V104H201ZM220 105V104H219ZM261 105V104H260ZM45 106V105H44ZM44 106H42V107H40V106H36V107H33L32 109H30V110H23V112H21L20 114H19V112L17 111V110H15L14 111V116H12V117H9V120L10 121H8V122H5L4 123V125H3V123H0V146H1V152H0V163H3V161L1 160V159H4V158H8L7 160V163H5V166H4V168H0V171H2V173H0V175L2 174L3 175V173H4V171H6V170H8L9 169V171L10 172H6V174L4 175V176H2L1 178H0V202H2V201H4L5 203H7L9 200H10V198L11 197H13V195H15L14 193L16 192V189L18 188V187H25L24 185H26V184H28V182H30L31 183V181H33V177H34V175H43V176H45V175H48L47 173H49V171L50 170H52L53 168H54V166L58 163V162H56V160H58V153H57V151L60 149V148H62V147H64L65 145L64 144H62L61 146H59V148H56L55 149V147L56 146H58V145H56V144H61L62 142L61 141H57V139H67V137H69L68 135L66 136V137H62V136H64V135H62V136H60L59 135V132L60 131H62V130H60L59 132H57L58 133V135L56 134V135H51V136H49L48 138H46V140H44L45 138L43 137L44 135H46V134H48L49 132H46V130H47V128L46 129H41L40 128V130H38L39 129V127H40V124L42 123V122H46V114H47V111H46V108H44ZM47 106V105H46ZM45 106V107H46ZM215 106H216V104H215ZM237 106H239V105H237ZM247 106V105H246ZM254 106V105H253ZM253 106H251L250 105V107H253ZM263 106V105H262ZM76 106L74 105V107H72L73 108V110H74V108H75ZM78 107H79V105H78ZM88 107V106H87ZM110 107V106H109ZM114 108H115V106H113ZM124 107V106H123ZM173 107H175V106H173ZM204 107V106H203ZM221 107V106H220ZM231 108H232V106H230ZM248 107V106H247ZM256 107V106H255ZM258 107V109H260L259 108V105L257 106ZM84 108H86L85 106H84ZM84 108H82V110H81V106H80V109H79V111L80 112H82L83 111V109ZM128 108H129V106H128ZM127 108V109H128ZM176 108H178V107H176ZM243 108V107H242ZM244 108H246V107H244ZM254 108V107H253ZM262 108H264V107H262ZM78 109H75V111L77 110V112H78ZM97 109V108H96ZM240 108L238 107V110H239ZM256 109V108H255ZM106 110V109H105ZM125 110V109H124ZM173 110H175V108H173ZM177 111L179 110V109H176ZM188 110V109H187ZM242 111H244L245 109H241ZM248 110V109H247ZM90 111H91V109H90ZM89 110H85L84 109V112L83 113H87V115H91V114H93L94 115V113L93 112H95L94 110L92 111V112H90ZM98 111V110H97ZM110 111V110H109ZM113 111V110H112ZM181 111V113H182V109L180 110ZM233 111V110H232ZM250 111V110H249ZM260 111H261V109H260ZM263 111V110H262ZM261 111V112H262ZM73 112V111H72ZM123 113H124V111H122ZM150 112H153V110L151 109L150 110ZM239 112V111H238ZM104 113V112H103ZM112 113V112H111ZM147 113V112H146ZM176 113H178V112H176ZM192 113V112H191ZM260 112H258L257 114H259ZM102 114V113H101ZM106 114H109V112L108 113H106ZM120 114V113H119ZM144 114V113H143ZM247 114V113H246ZM248 114H250V116H252L253 114L252 113H248ZM252 114V115H251ZM256 113H255V115H257ZM125 114H123V116H124ZM177 115V114H176ZM184 115V114H183ZM196 115V114H195ZM241 115H243V113L241 114ZM255 115H253V116H255ZM74 116H76V115H72V113H71V116H69V117H74ZM100 116V115H99ZM105 116V115H104ZM127 116H129V115H127ZM131 116V115H130ZM133 116V115H132ZM198 116H200V115H198ZM237 116H239V114L237 115ZM94 117H98V116H94ZM201 117V116H200ZM200 117H198V118H196V117H191L192 118V120H197V123L201 126H204L205 127V125H204V122H205V124H206V121L205 120H199V118ZM203 117V116H202ZM243 117V116H242ZM242 117H241V119H242ZM258 117H259V115H258ZM1 118V117H0ZM56 118V117H55ZM67 118V117H66ZM76 118V117H75ZM106 118V117H105ZM109 118V117H108ZM144 118V120L140 123V124H138V126H137V128L135 129V131H137V135L138 134H140V135H142V128H143V126H145V124L149 121V119H150V114H149V112L146 114V116L145 117H143ZM217 118V117H216ZM228 118H230V117H228ZM246 118V117H245ZM248 118V117H247ZM246 118V119H247ZM253 118H256V117H253ZM49 119V118H48ZM57 119V118H56ZM59 119V118H58ZM57 119V120H58ZM159 119V118H158ZM249 120H251L250 118H248ZM247 119V120H248ZM76 120V119H75ZM74 120V121H75ZM213 120H215L214 118H213ZM213 120H212V118H211V121L213 122ZM222 120V119H221ZM225 120V119H224ZM231 120V119H230ZM235 120V119H234ZM48 121H50V119L48 120ZM62 121H64V120H62ZM62 121H59V122H62ZM89 121V120H88ZM92 121V120H91ZM96 121V120H95ZM100 121V120H99ZM198 121H201V123H203V124H201V123H199ZM209 121H210V119H209ZM235 121H237V120H235ZM242 121V120H241ZM262 121V120H261ZM264 121V120H263ZM0 122H1V119H0ZM55 122V121H54ZM71 122V121H70ZM81 122V121H80ZM79 122V123H80ZM212 122H209L210 124L212 123ZM244 122H246V121H244ZM254 122V121H253ZM50 123V122H49ZM55 123H58L57 121L55 122ZM74 123H76V122H74ZM78 123V124H79ZM249 123H250V121H249ZM262 123V122H261ZM44 124V123H43ZM48 124V123H47ZM51 124H53L52 122H51ZM50 124V125H51ZM71 124V123H70ZM70 124H67V125H70ZM72 124H73V122H72ZM87 124V123H86ZM213 124H215V127H216V123L215 122H213ZM218 124V123H217ZM221 124V123H220ZM239 124V123H238ZM66 125V124H65ZM246 125V124H245ZM244 125V127L246 128V126ZM252 125V124H251ZM258 125V124H257ZM36 126V129L34 130V131H30V128L31 129H33L34 127ZM71 126V125H70ZM70 126H66V127H70ZM199 126V127H200ZM201 126V127H202ZM221 126H222V124H221ZM226 126V125H225ZM229 126V125H228ZM228 126H227V128H228ZM72 127V126H71ZM70 127V128H71ZM76 127V126H75ZM136 127V126H135ZM198 127V126H197ZM203 127V128H204ZM211 127H212V125H211ZM214 127V126H213ZM214 127V128H215ZM220 127V126H219ZM219 127H217L218 129H219ZM233 127H236V126H233ZM250 126H248V128H249ZM26 128H28V129H26ZM62 128H64L65 129V127H63L62 126ZM193 128V127H192ZM216 128V129H217ZM222 128V127H221ZM220 128V129H221ZM226 128V127H225ZM243 128V127H242ZM241 128V129H242ZM49 129V128H48ZM51 129V128H50ZM50 129H49V131H50ZM53 129H55V127L53 128ZM174 128H172V130H173ZM198 129V128H197ZM217 129V130H218ZM231 129V128H230ZM252 129V128H251ZM256 129H260V128H256ZM255 129V130H256ZM52 130V129H51ZM86 130V129H85ZM168 130L170 131V129L168 128ZM167 130V131H168ZM180 130V129H179ZM202 130H206L205 132H207L206 134H208L209 133V130H211L210 128L208 129V128H204V129H202ZM223 130H224V127H223ZM229 130V129H228ZM243 130H245V129H243ZM52 131H54V130H52ZM57 131V130H56ZM81 131H83V129L81 130ZM87 131V130H86ZM85 131V132H86ZM174 131H175V129H174ZM173 131V132H174ZM181 131V130H180ZM184 131V130H183ZM194 131H196L195 130V128H194ZM200 131V130H199ZM214 131V130H213ZM221 131V130H220ZM226 131H227V129H226ZM233 131H235V129L233 130ZM242 131V130H241ZM240 131V132H241ZM252 131H254V130H252ZM251 131V132H252ZM263 131V130H262ZM71 132H73V131H71ZM75 132H78V131H76L75 130ZM84 132V131H83ZM109 132H111L112 133V131H109ZM133 132H134V130H132V131H128V130H124V129H122V128H120V130H114V133H115V135L112 133L111 135L110 134H108L107 133V135H105L104 133H103V135H105L106 137L108 136V138L109 137H111V138H113V139H118V138H124V139H128L129 137H131L132 135H134L133 134ZM164 132H166L165 130H164ZM172 132V131H171ZM170 132V133H171ZM211 132V131H210ZM215 132H219V131H215ZM223 132H225V130L223 131ZM61 133V132H60ZM74 133V132H73ZM146 133V132H145ZM170 133H168V134H170ZM181 133V135H182V133H184V132H180ZM186 133V132H185ZM187 133H189V132H187ZM187 133H186V136H187ZM196 133V132H195ZM202 133V132H201ZM234 133V132H233ZM232 132H231V134H233ZM235 133H238V132H235ZM246 133V132H245ZM12 134V136H10ZM71 134V133H70ZM79 134V133H78ZM95 134V133H94ZM211 134H213V133H211ZM215 134H217V133H215ZM230 134V135H231ZM239 135H240V133H238ZM147 135V134H146ZM176 135V134H175ZM203 135V134H202ZM252 134H250V135H248V137L249 136H251ZM256 135V134H255ZM259 135H260V133H259ZM85 136V135H84ZM95 136V135H94ZM143 136V135H142ZM141 136V137H142ZM185 136V137H186ZM190 136V135H189ZM205 136V135H204ZM215 136V135H214ZM233 136V135H232ZM252 136H254V134L252 135ZM39 137L41 138V137H43L44 139H42L43 141H40V139H39ZM99 137V136H98ZM132 137H134V136H132ZM138 137V136H137ZM146 137V136H145ZM167 137H169L168 135H167ZM200 137V136H199ZM219 137V136H218ZM229 137V136H228ZM239 137V136H238ZM238 137H236V138H238ZM245 137H246V134H245ZM256 137V136H255ZM263 137V136H262ZM78 138V137H77ZM77 138L75 139V140H77ZM86 138H87V136H86ZM94 138H96V137H92V139L94 140ZM144 138V137H143ZM177 138V137H176ZM188 138V137H187ZM190 138V137H189ZM188 138V139H189ZM221 138V137H220ZM231 138V137H230ZM229 138V139H230ZM234 138V137H233ZM232 138V139H233ZM244 138V137H243ZM252 139H254L253 137H251ZM259 138H261V137H259ZM73 139V138H72ZM79 139V138H78ZM142 139V138H141ZM147 139H149V137H147ZM167 139V138H166ZM181 139V138H180ZM222 139V138H221ZM226 139H228V138H226ZM241 139H242V137H241ZM240 139V140H241ZM247 139V138H246ZM251 139V140H252ZM91 140V139H90ZM97 140V139H96ZM145 140V139H144ZM150 140H151V138H150ZM152 140H153V138H152ZM218 140V139H217ZM250 139L248 138V141H249ZM255 140H256V138H255ZM258 140V139H257ZM261 140H263L264 141V139H261ZM45 141V142H44ZM48 141V142H47ZM73 141V140H72ZM80 141V140H79ZM154 141V140H153ZM157 141V140H156ZM212 141H214V140H212ZM223 141V140H222ZM228 141V140H227ZM242 141H244V139L242 140ZM241 141V142H242ZM247 141V140H246ZM247 141V142H248ZM259 141V140H258ZM23 142V143H22ZM47 142V143H46ZM65 142V141H64ZM74 142V141H73ZM145 142V141H144ZM148 143H149V141H147ZM168 142V141H167ZM245 142V141H244ZM247 142H245V143H247ZM250 142V141H249ZM20 143H22V144H20ZM49 143V145H46V144H48ZM146 143V142H145ZM150 143H151V141H150ZM153 143V142H152ZM154 143H156L155 141H154ZM164 143V142H163ZM218 143V142H217ZM216 143V144H217ZM231 143V142H230ZM257 143V142H256ZM262 143V142H261ZM261 143H260V145H261ZM15 144V146H18V144H20L21 145V147H23V146H25L26 145V147H27V151L25 152V153H20L19 152V150H16L15 149V146H13ZM66 144V143H65ZM170 144V143H169ZM214 144V143H213ZM242 145H243V142L241 143ZM254 144V143H253ZM259 144V143H258ZM46 145V146H45ZM64 145V146H63ZM67 145L68 146H66V149H68L67 151H65L64 153H62L61 155L62 156H64V158H65V155H68L69 156V153H70V148H71V145L69 144V143H67ZM78 145L80 146V147H83L82 145L83 144H79L78 143ZM78 145H76V146H78ZM172 145V144H171ZM219 145V144H218ZM247 145V144H246ZM245 145V146H246ZM255 145H257V144H255ZM254 145V146H255ZM11 146H13V148L11 147ZM152 146H153V144H152ZM191 146V145H190ZM244 146V145H243ZM244 146V147H245ZM21 147H18V148H21ZM156 147V146H155ZM172 147V146H171ZM238 147H240V146H238ZM249 147V146H248ZM17 148V149H18ZM25 148V147H24ZM50 149V148H52L53 150H54V152H56L57 153V155L56 156H53L54 157V160H52L53 159V157H51V158H49V161L50 160H52L51 162H48L46 165H41V163L43 162V160H44V158L43 159H38V160H32L31 162H27V163H23L21 166H18V167H15V168H12V166L13 165H15V163L16 162H18V161H20V160H23L24 158H27V157H30V156H33V155H39V154H41L42 152H45L47 149ZM79 148V147H78ZM228 148H230V145H229V147ZM250 148V147H249ZM249 148H246V149H249ZM257 148H258V146H257ZM85 149V148H84ZM174 149H176V148H174ZM243 149H245V148H243ZM245 149V150H246ZM8 150V151H7ZM23 149H21V151H22ZM76 150V149H75ZM74 150V151H75ZM227 150V149H226ZM233 150H234V148H233ZM251 150V149H250ZM7 151V152H6ZM77 151V150H76ZM79 151V150H78ZM152 151V150H151ZM175 151V150H174ZM225 151V150H224ZM230 151V150H229ZM244 151V150H243ZM262 151V150H261ZM260 151V152H261ZM5 152H6V154H5ZM47 152H49V151H47ZM63 152V151H62ZM251 152H252V150H251ZM254 152H257V150H255ZM14 153H16V154H14ZM79 153V152H78ZM152 153H153V151H152ZM159 153V152H158ZM237 153V152H236ZM250 153V152H249ZM45 154V153H44ZM161 154H162V152H161ZM160 154V155H161ZM230 154V153H229ZM233 154V153H232ZM253 154V153H252ZM251 154V155H252ZM259 154V153H258ZM42 155H43V153H42ZM156 155V154H155ZM235 155H237V154H235ZM247 155V154H246ZM245 155V158L247 157ZM41 156V155H40ZM49 156V155H48ZM244 156V155H243ZM253 156V155H252ZM251 156V157H252ZM216 157H218V156H216ZM228 158H229V155L227 156ZM231 157H233V156H231ZM230 157V158H231ZM254 157V156H253ZM258 157V156H257ZM203 158H205V156L203 157ZM211 158V157H210ZM223 158H224V155H223ZM223 158H222V161H223ZM228 158H227V160H228ZM234 158H236V156L235 157H233L232 159H234ZM238 158H240V157H238ZM255 158V157H254ZM253 158V159H254ZM5 159V160H6ZM66 159V158H65ZM157 159H159V158H157ZM214 159H215V156H214ZM242 159V158H241ZM247 159V158H246ZM260 159V158H259ZM259 159H257V160H259ZM262 159V158H261ZM178 160V159H177ZM192 160V159H191ZM230 160V159H229ZM235 160V159H234ZM236 160H237V158H236ZM239 160V159H238ZM26 161V160H25ZM28 161H30V159L28 160ZM63 161V160H62ZM182 161V160H181ZM187 161H189V160H187ZM196 161V160H195ZM241 161V160H240ZM239 161V162H240ZM253 161V160H252ZM200 162V161H199ZM213 162V161H212ZM215 162H216V160H215ZM215 162H213V165H214V163ZM220 162V161H219ZM231 162H232V160H231ZM238 162V163H239ZM255 162H256V160H255ZM254 162V166H256V163ZM262 162H264V159H263V161ZM179 163V162H178ZM183 163V162H182ZM202 163V162H201ZM200 163V164H201ZM237 163V162H236ZM236 164V167L235 168H237V165H238V167H239V164ZM244 163H245V166H246V161H244ZM258 163H259V161H258ZM258 163H257V166H258ZM150 164V163H149ZM183 164H186V163H183ZM219 164V163H218ZM224 164H225V162H224ZM231 164V163H230ZM180 165V164H179ZM178 165V166H179ZM221 165H223V164H221ZM232 165V164H231ZM241 165H242V163H241ZM260 165V164H259ZM261 165H262V163H261ZM15 166H17V165H15ZM184 166V165H183ZM190 166V165H189ZM194 166V165H193ZM201 166V165H200ZM203 166V165H202ZM209 166H210V164H209ZM225 166V165H224ZM244 166V167H245ZM40 167V168H39ZM181 167V166H180ZM186 167L188 168V165H186ZM197 167V166H196ZM199 167V166H198ZM251 167H253L252 165H251ZM258 167H261V166H258ZM12 168V170H10ZM169 168V167H168ZM176 168V167H175ZM192 168H194L195 169V167H191L190 169H192ZM204 168V167H203ZM227 168H229V166L227 167ZM226 168V169H227ZM241 168V167H240ZM246 168V167H245ZM33 169V170H32ZM34 169H36V171H34ZM206 169V168H205ZM209 169V168H208ZM219 169V168H218ZM230 169H232V167H230ZM242 169V168H241ZM256 169V168H255ZM178 170H180V171H182L183 170V167L182 168H177L176 170H174V172H177ZM196 170V169H195ZM198 170H199V168H198ZM221 170V169H220ZM246 170V169H245ZM251 170V169H250ZM259 170V169H258ZM258 170H257V172H258ZM34 171V172H33ZM167 171V170H166ZM180 171H178V172H180ZM193 171V170H192ZM206 171H207V169H206ZM211 171V170H210ZM214 171V170H213ZM212 171V172H213ZM223 172H224V170H222ZM226 171V170H225ZM239 171H241V170H239ZM197 172V171H196ZM204 172V171H203ZM254 172V171H253ZM256 172V171H255ZM264 171H263V169H262V173H263ZM218 173V172H217ZM226 173V172H225ZM227 173H228V171H227ZM227 173H226V177H224V178H227ZM243 173V172H242ZM259 174H260V171L258 172ZM257 173V174H258ZM233 173H231V175H232ZM236 174V173H235ZM252 174V173H251ZM258 174V175H259ZM139 175V174H138ZM198 175H199V173H198ZM210 175V174H209ZM221 175H222V173H221ZM223 175H225V174H223ZM243 175V174H242ZM241 175V176H242ZM256 175V174H255ZM264 175V174H263ZM36 176V177H37ZM43 176H41V177H43ZM178 176L180 177V175H179V173H178ZM229 176V175H228ZM238 176V175H237ZM251 175L250 174H248L247 175V177H250ZM35 177V178H36ZM177 177V176H176ZM175 177V178H176ZM193 177V176H192ZM247 177H245L246 179H248ZM263 177V176H262ZM181 179H183V177H180ZM179 178V179H180ZM195 178V177H194ZM209 178H211V177H209ZM224 178H222V180L224 179ZM230 178H231V176H230ZM237 178H239V177H237ZM237 178H233L231 181H230V179H229V183L228 182H224V184L227 186V185H229V184H233V185H231V186H229V188H228V191L227 192H220V189L218 188H216V187H214L215 188V190H213V191H211V189H210V191L211 192H219L220 194L219 195H217L216 197H214V198H210L209 200H208V204H207V208H208V206L209 207H214L215 205H217L218 204V202H221V203H223L221 206V212L219 213V215L221 216H218V215H216V214H212V215H208L207 214V211L205 212V210H203V209H200V211L201 212H197V213H195L196 215L198 214V217H195V222H193V220H191L192 219V217H191V219H188V218H186V220L184 221V224L182 223L183 222V220L181 221V223H182V225L184 226L185 224L187 225V230H188V237H187V243L185 244L186 245V248L188 247L190 250H192V253H193V251L194 252H198V254L199 253H201L202 252V250H203V248H204V246L206 245L207 246V251H209L210 253H213V252H211V251H214V253H215V255L216 256H222L223 258L221 259V258H214V259H211L212 260V262L210 263V264H223V262L226 260L229 264L232 262L231 260L232 259H234V260H238L239 259V257H238V259H235L236 258V255L238 254H236V248L234 247V241L236 240H233V242H231V241H229V242H226V241H228L229 240V237H230V235L232 234V235H235L236 234V236H237V238H238V235L240 236V234H238V232L239 233H241V235H247V237L249 236V237H251V239L252 240H250L252 243H253V241L256 243V244H258V246H257V248H259V249H264V214L263 213H261L260 215H256V216H251L250 217V215H252L254 212H255V210H259V211H262V208H264V203L262 202V201H260V197L259 198H253L251 195V200H248L247 198L249 197L248 196V194H250L249 192H251L252 191V189H251V187L252 188H256V187H253L252 185H254V184H252V185H250L249 184V186H250V189H251V191H249L246 187H245V185H244V183L243 184H241V185H236V182H238L237 180ZM40 179H43V178H40ZM171 179V178H170ZM219 179V178H218ZM240 179V178H239ZM250 179V178H249ZM258 179V178H257ZM261 179V178H260ZM17 180V181H16ZM172 180V179H171ZM175 180V179H174ZM227 180V179H226ZM225 179H224V181H226ZM242 180H244V178L242 179ZM262 180H264V179H262ZM182 181V180H181ZM168 182V181H167ZM179 182V181H178ZM215 182V181H214ZM242 182H244V181H242ZM248 182V181H247ZM249 182H251V181H249ZM216 183V182H215ZM147 184V183H146ZM168 184V183H167ZM179 184V183H178ZM177 184V185H178ZM193 184V183H192ZM191 184V185H192ZM213 184V183H212ZM221 184V183H220ZM223 184V183H222ZM246 184V183H245ZM257 184H259V182L257 183ZM169 185H170V183H169ZM174 185V184H173ZM199 185V184H198ZM224 185V186H225ZM182 186V185H181ZM210 186V185H209ZM208 186V187H209ZM217 186H218V184H217ZM226 186H225V188L224 189H226ZM255 186H257V185H255ZM262 186V185H261ZM164 187V186H163ZM169 187V186H168ZM175 189H176V184H175ZM178 187V186H177ZM190 187H192V186H190ZM120 188V187H119ZM170 188V187H169ZM181 188V187H180ZM186 188H188V186H186ZM196 188V187H195ZM209 188H211V187H209ZM213 188V189H214ZM165 189V188H164ZM167 189V188H166ZM173 189V188H172ZM174 189V190H175ZM177 189H179V188H177ZM184 189V188H183ZM191 189V188H190ZM203 189H204V187H203ZM207 189V188H206ZM223 189V188H222ZM221 189V190H222ZM262 189V188H261ZM99 190V189H98ZM97 190V191H98ZM118 190V189H117ZM180 190V189H179ZM187 190H189V189H187ZM192 190L194 191V189L192 188ZM95 191V190H94ZM167 191V190H166ZM172 191V190H171ZM176 191V190H175ZM175 191H172V192H174L175 193ZM249 191V192H248ZM14 192V193H13ZM112 192V191H111ZM116 192H118V191H116ZM121 192L123 193V191L121 190ZM120 192V193H121ZM124 192H126V191H124ZM168 192H170V191H168ZM167 192V193H168ZM179 192V191H178ZM188 192V191H187ZM206 192V191H205ZM259 192V191H258ZM94 193V192H93ZM104 193V192H103ZM163 193V192H162ZM166 193V194H167ZM184 193V192H183ZM210 193V192H209ZM253 193V192H252ZM261 193V192H260ZM264 193V192H263ZM95 194V193H94ZM117 194V193H116ZM115 194V195H116ZM131 194H133V193H131ZM172 194V193H171ZM181 194V193H180ZM179 194V195H180ZM188 194V193H187ZM197 194V193H196ZM200 194V193H199ZM215 194V193H214ZM258 194V193H257ZM262 194V193H261ZM111 195L112 194H110V196H109V198L111 197ZM127 195V194H126ZM168 195V194H167ZM173 195V194H172ZM211 196H212V194H210ZM216 195V194H215ZM113 196V195H112ZM128 196V195H127ZM173 196H175V195H173ZM182 195H180V197H181ZM197 196V195H196ZM248 196V197H247ZM169 197H170V193H169ZM203 197H205V196H203ZM247 197V198H246ZM255 197V196H254ZM263 197V196H262ZM261 197V198H262ZM103 198V197H102ZM132 198V197H131ZM130 198V199H131ZM134 198V197H133ZM174 198V197H173ZM207 198V197H206ZM245 198H246V200L247 201H250V206H248V205H246L245 204V202L243 203L244 205H246L244 208H246V211L245 212H243V214H245L246 215V218L244 219V218H242L241 220H242V225H243V227H242V225H241V222L240 223H237V225H236V227H237V229L234 231V227L233 228H231V226L232 225H230V224H236V222L238 221V209H236V207H233V206H235V205H233V206H230L229 205V203L231 204L232 203V201L234 202V201H236L237 203H242L244 200H245ZM138 199V198H137ZM141 200H139V201H141L142 202V197L140 198ZM177 199V198H176ZM199 199V198H198ZM91 200V199H90ZM119 200V199H118ZM131 200H135L136 202H137V200H136V198H134V199H131ZM217 200V201H216ZM263 200V199H262ZM18 201V200H17ZM138 201V202H139ZM178 201V200H177ZM192 201V200H191ZM203 201H204V198H203ZM203 201H201L202 203H203ZM215 201H216V203L217 204H215ZM246 201V202H247ZM3 202V204L5 205V203ZM89 202V201H88ZM130 202V201H129ZM140 202V203H141ZM179 202V201H178ZM207 202V201H206ZM235 202V203H236ZM259 202H262L263 204H262V206L261 205H259V206H257V205H255V204H257V203H259ZM74 203H76V202H74ZM123 202H121V204H122ZM133 203V202H132ZM139 203V204H140ZM177 203V202H176ZM234 203V204H235ZM248 203V202H247ZM2 204V205H3ZM120 204V205H121ZM137 204V203H136ZM142 204H143V202H142ZM173 204V203H172ZM171 204V205H172ZM181 204V203H180ZM180 204H179V206H180ZM215 204V205H214ZM243 204H241V205H243ZM3 205V206H4ZM8 205V204H7ZM76 205V204H75ZM114 205H116V204H114ZM117 205H119V204H117ZM157 205V204H156ZM185 205H186V203H185ZM195 206H196V204H194ZM203 205H204V203H203ZM220 205V204H219ZM0 206H1V204H0ZM126 206V205H125ZM159 205H157V207H158ZM162 206V205H161ZM176 206H178V204L176 205ZM190 206V205H189ZM193 206V205H192ZM199 206V205H198ZM202 206V205H201ZM240 205L238 204V207H239ZM114 207H116V206H114ZM118 207V206H117ZM120 207V206H119ZM142 207V206H141ZM169 207V206H168ZM205 207V206H204ZM262 207V208H261ZM155 208V207H154ZM179 208H181V207H179ZM198 208V207H197ZM241 208V207H240ZM3 209V208H2ZM119 209V208H118ZM151 209V208H150ZM165 209V208H164ZM186 208L184 207V210H185ZM199 209V208H198ZM197 209V210H198ZM213 210L214 209H216V208H212ZM217 209H218V207H217ZM219 209H220V206H219ZM243 209V208H242ZM125 210V209H124ZM133 210V209H132ZM176 210H177V207H176ZM194 210V209H193ZM196 210V209H195ZM196 210V211H197ZM203 210V211H202ZM211 210V209H210ZM212 210V211H213ZM129 212H130V210H128ZM152 211H154V209L152 210ZM164 211V210H163ZM168 211V210H167ZM243 211V210H242ZM241 210H240V212H242ZM133 212V211H132ZM169 212V211H168ZM182 212H183V210H182ZM191 212H193V211H190L189 213H187V214H190ZM217 212V210L215 211V213ZM180 213V212H179ZM179 213H178V215L177 216H179L180 217V215H179ZM128 214V213H127ZM153 215H155L154 213H152ZM164 214V213H163ZM166 214V213H165ZM170 214V213H169ZM176 214V213H175ZM181 214V213H180ZM193 214V213H192ZM241 214V213H240ZM255 214H257V213H255ZM167 215V214H166ZM242 215V214H241ZM244 215V216H245ZM145 216V215H144ZM152 216V215H151ZM160 216V215H159ZM165 216V215H164ZM168 216H170V215H168ZM167 216V217H168ZM176 216V215H175ZM181 216H183V213L181 214ZM187 216V215H186ZM229 216H230V218H231V220L229 219ZM134 217V216H133ZM140 217H143V216H140ZM146 217V216H145ZM144 217V218H145ZM166 217V216H165ZM243 217V216H242ZM139 218V217H138ZM137 218V219H138ZM146 218H149V217H146ZM151 218V217H150ZM164 218V217H163ZM162 218V219H163ZM228 218V219H227ZM126 219V218H125ZM155 219V218H154ZM174 219H176V218H174ZM178 219V218H177ZM130 220H133V219H130ZM152 220H153V218H152ZM164 220V219H163ZM230 220V221H229ZM126 221H128V220H126ZM125 221V222H126ZM136 221V220H135ZM129 222V221H128ZM132 222V221H131ZM146 222H147V220H146ZM155 222H156V220H155ZM175 222V221H174ZM173 222V223H174ZM230 222H233V223H230ZM249 222H250V225L251 226H248V224H249ZM127 223V222H126ZM130 223V222H129ZM148 223V222H147ZM172 223V222H171ZM177 223V222H176ZM175 223V224H176ZM146 224V223H145ZM149 224V223H148ZM151 224H152V222H151ZM161 224V223H160ZM163 224V223H162ZM147 225V224H146ZM154 225V224H153ZM170 225H173V224H170ZM178 225V224H177ZM150 226V225H149ZM149 226H147V227H149ZM160 226V225H159ZM163 226H165L164 224L161 226V227H163ZM174 226V225H173ZM173 226H172V228H173ZM210 226H212V227H214V230L215 231H213V233L211 234V232H210ZM248 226V227H247ZM144 227V226H143ZM153 227V226H152ZM155 227H156V225H155ZM154 227V228H155ZM170 227V226H169ZM176 227V226H175ZM178 228H180L179 226H177ZM176 227V228H177ZM133 228V227H132ZM153 228V229H154ZM157 228H159V227H157ZM146 229V228H145ZM152 229V228H151ZM165 229H166V227H165ZM167 229H169V231H170V229H171V227L170 228H167ZM250 229V230H249ZM128 233H129V231L127 230V229H125ZM124 230V231H125ZM131 231L130 232H132V229H130ZM134 230V229H133ZM148 230H149V228H148ZM155 230H156V228H155ZM154 230V231H155ZM160 231H161V229H159ZM158 230V231H159ZM162 230H164L163 228H162ZM178 230V229H177ZM186 230V229H185ZM238 230V232H236ZM249 230V231H248ZM123 231V230H122ZM125 231V232H126ZM147 231V230H146ZM157 231V232H158ZM159 231V232H160ZM168 231V230H167ZM173 231V230H172ZM172 231L170 232V233H172ZM211 231H212V228H211ZM251 231V232H250ZM142 232H144L145 233V231H142ZM151 232V231H150ZM153 232V231H152ZM157 232H155V233H157ZM180 232H182V231H180ZM118 233V232H117ZM124 233V232H123ZM143 233V234H144ZM162 233H163V231H162ZM165 233V232H164ZM174 233H176V232H174ZM141 234V233H140ZM145 234H148L147 232L145 233ZM150 234H152V233H150ZM159 234H161V233H159ZM165 234H167V233H165ZM173 234V233H172ZM178 234V233H177ZM238 234V235H237ZM119 235V234H118ZM124 235V234H123ZM122 235V236H123ZM129 235H130V233H129ZM133 235V234H132ZM132 235H130V236H132ZM142 235V234H141ZM152 235H154V233L152 234ZM158 235V234H157ZM156 234H155V236H157ZM164 235V234H163ZM181 235H183V233H181ZM186 235V234H185ZM128 236V235H127ZM130 236H128V237H130ZM143 236V235H142ZM166 236V235H165ZM164 236V237H165ZM171 236V235H170ZM170 236L168 237V236H166V239L167 238H169V240H170ZM113 237H115V236H113ZM118 237V236H117ZM117 237H115V238H117ZM123 237H125V238H123L122 240H124V241H127V239H126V235L125 236H123ZM134 237H136L135 235H134ZM148 237H151V236H148ZM172 237H173V235H172ZM175 237V236H174ZM179 237V236H178ZM248 237V238H249ZM9 238H11L10 236H9ZM14 238V237H13ZM16 238V237H15ZM132 238L133 237H131L130 239L132 240ZM138 238H139V236H138ZM141 238V237H140ZM154 238H157V237H154ZM180 238V237H179ZM182 238V237H181ZM6 239H7V237H6ZM113 239V238H112ZM126 239V240H125ZM136 239V238H135ZM143 239V238H142ZM146 239V238H145ZM151 239L152 238H150V242H151ZM159 239V238H158ZM177 239V238H176ZM232 239V238H231ZM239 239H241V241H242V238H241V236L239 237ZM244 239V238H243ZM2 240V239H1ZM1 240H0V242H1ZM9 240V239H8ZM119 240H121V239H119ZM118 239H117V243L118 242H120ZM121 240V241H122ZM147 240V239H146ZM164 240H165V238H164ZM169 240L167 239V241L169 242ZM178 240V239H177ZM176 240V241H177ZM211 240V241H210ZM4 241V240H3ZM112 241H114V240H112ZM129 241V240H128ZM139 241V240H138ZM153 241V240H152ZM160 241H161V239H160ZM159 241V243H161ZM162 241H163V237H162ZM172 241H173V239H172ZM185 241V240H184ZM238 241V240H237ZM246 241V240H245ZM132 242H135V240L134 241H132ZM145 242V241H144ZM150 242H148L149 244H150ZM154 242V241H153ZM156 242V241H155ZM158 242V241H157ZM167 242V247L169 246V244L170 243H168ZM173 242H175V241H173ZM180 242V241H179ZM183 242V241H182ZM4 243H5V241H4ZM22 243V242H21ZM115 243V242H114ZM122 243V242H121ZM120 243V244H121ZM124 243V242H123ZM126 243V242H125ZM128 243V242H127ZM136 243V242H135ZM138 243V242H137ZM147 243V242H146ZM146 243H144L145 245H146ZM152 243V242H151ZM162 243H164V242H162ZM161 243V244H162ZM178 243V242H177ZM181 243V242H180ZM210 243V244H209ZM235 243H237L236 241H235ZM242 243V242H241ZM247 243V242H246ZM254 243V244H255ZM0 244H2V243H0ZM9 244V243H8ZM12 244V243H11ZM14 244H16V246H17V242L16 243H14ZM119 244V245H120ZM128 244H131L130 242L128 243ZM139 244V243H138ZM138 244L136 245V247L138 246ZM142 244V241H141V243H140V245L139 246H142L141 245ZM153 244V243H152ZM171 244H172V242H171ZM189 244V246H187ZM243 244H244V242H243ZM251 244V243H250ZM253 244V245H254ZM10 245V244H9ZM9 245H7L8 247H9ZM114 245V247H115V244H113ZM127 245V244H126ZM135 245V244H134ZM145 245H143V246H145ZM148 245V244H147ZM173 245V244H172ZM178 247H180V245H178V244H176ZM240 245V244H239ZM11 246V245H10ZM129 246L130 245H128L127 247L129 248ZM152 246H154V245H152ZM160 246V245H159ZM246 246V245H245ZM251 246V245H250ZM263 246V247H262ZM2 248H3V246H1ZM15 247V246H14ZM113 247V246H112ZM150 247V246H149ZM170 247V246H169ZM168 247V248H169ZM243 247V246H242ZM251 247H255L256 248V246H251ZM12 248V247H11ZM11 248H9V249H11ZM16 248V247H15ZM20 248H22V247H20ZM19 248V249H20ZM106 248V247H105ZM108 248H109V246H108ZM118 248H122V246L120 247H118ZM124 248V247H123ZM133 248V247H132ZM176 248V247H175ZM181 248V247H180ZM183 248V247H182ZM187 248V249H188ZM235 248V249H234ZM241 248V247H240ZM8 249V251L10 252V250ZM14 249V248H13ZM12 249V250H13ZM19 249H18V252H16V254L17 253H19ZM140 250V249H142V248H136V250ZM159 248H157V250H158ZM173 250H174V248H172ZM242 249V248H241ZM245 249V247L243 248V250ZM6 250V249H5ZM11 250V251H12ZM15 250V249H14ZM14 250H13V252H11V253H13V255H15L14 254ZM99 250V249H98ZM105 250V249H104ZM103 250V251H104ZM108 250V249H107ZM112 250V249H111ZM111 250H110V253H111ZM118 250V249H117ZM116 250V251H117ZM132 250V249H131ZM135 250V251H136ZM156 250V251H157ZM180 250V249H179ZM189 250V251H190ZM255 250V249H254ZM254 250H250V251H253V254H254ZM8 251H5L6 253L8 252ZM16 251H17V249H16ZM103 251H101V250H99L97 253L99 254V255H102V256H100V257H102L104 260H103V262H101L100 260H98L99 262V264H100V262H101V264H115L113 261H114V259L113 258H111L112 256H114V255H112L111 257H110V253H108L109 251H107V253H106V255H105V252L103 253ZM122 251V250H121ZM127 250H124V253L126 252ZM133 252H135L134 250H132ZM132 251H128L129 253L131 252L132 253ZM144 251V250H143ZM143 251H141V252H143ZM161 251V250H160ZM166 251H168V250H166ZM182 251H184V249L182 250ZM181 251V252H182ZM187 250H185V252H186ZM204 251V250H203ZM260 251V250H259ZM72 252V251H71ZM75 252V251H74ZM115 252V251H114ZM113 251H112V254H115ZM141 252L140 253H138V254H135V256H128L127 257V259H132V257H135L136 259H137V257L139 256V257H141ZM145 252V251H144ZM147 252H149V251H147ZM151 252V251H150ZM158 252V251H157ZM176 252V251H175ZM191 252V251H190ZM206 252V251H205ZM256 252H257V249H256ZM5 253V254H6ZM23 253H25V252H23ZM23 253H21L22 255H23ZM76 253V252H75ZM97 253H95V255L94 256H96L97 258H98V254ZM146 253V252H145ZM154 253V252H153ZM153 253H152V255H153ZM162 253H163V250H162ZM177 254H179L180 253V251H179V253L178 252H176ZM184 253V252H183ZM189 253V252H188ZM188 253H187V255H188ZM207 253V252H206ZM262 253V252H261ZM70 254V253H69ZM82 254V253H81ZM120 253H118V255H119ZM140 254V255H139ZM150 254V253H149ZM148 254V255H149ZM160 253H158V255H159ZM164 254H166V253H164ZM186 254V253H185ZM184 254V255H185ZM195 254V253H194ZM197 254V253H196ZM195 254V255H196ZM241 254H242V251H241ZM252 254V255H253ZM264 254V253H263ZM8 255H10V254H8L7 253V256ZM67 255V254H66ZM65 255V256H66ZM85 255V254H84ZM117 255V254H116ZM117 255V258L116 259H122V256H118ZM123 255V254H122ZM136 255H138L137 257H136ZM143 255V254H142ZM144 255H147V254H144ZM143 255V256H144ZM147 255V256H148ZM151 254H150V256L151 257H153ZM154 255H155V253H154ZM157 255V254H156ZM157 255V256H158ZM181 255V254H180ZM191 254H189V257H191L190 256ZM200 255V257H201V254H199ZM214 255V254H213ZM212 255V256H213ZM239 255V254H238ZM237 255V256H238ZM246 255H249V252H247V254ZM255 255V254H254ZM11 257H12V255H10ZM15 256H17V255H15ZM14 256V257H15ZM28 256V255H27ZM65 256H64V259L62 260V256L61 257H59V258H54L53 259V261L54 262H52V260L49 262V264H89V262L87 263V261H88V258L87 257H89L88 256V254H86L85 256H83L84 258L83 259H81L82 260V262H81V260H80V262H77V261H74V263H72L71 262V260H70V257H68V258H65ZM77 256V255H76ZM126 256H127V254H126ZM150 256H148V258L150 257ZM176 256V255H175ZM177 256H179V255H177ZM203 256V255H202ZM205 256V255H204ZM250 256H251V254H250ZM264 255H262V257H263ZM6 257V256H5ZM11 257H10V260H11ZM22 257V256H21ZM20 257V258H21ZM23 257H25V256H23ZM80 257V256H79ZM95 257V258H96ZM99 257V258H100ZM125 257V256H124ZM145 257V256H144ZM150 257V258H151ZM160 257V256H159ZM161 257H163V255L161 256ZM180 257V256H179ZM178 257V258H179ZM185 258H184V261H185V259H188V257L185 255L184 256ZM187 257V258H186ZM199 257V258H200ZM7 258V257H6ZM19 258V259H20ZM93 258V257H92ZM102 258H100V259H102ZM143 258V257H142ZM141 258V259H142ZM147 258V257H146ZM147 258V259H148ZM154 258V257H153ZM181 258V257H180ZM179 258V259H180ZM194 258V257H193ZM198 258V257H197ZM198 258V259H199ZM252 258V257H251ZM250 258V259H251ZM261 258V257H260ZM16 259V258H15ZM23 259V258H22ZM21 259V260H22ZM28 259V258H27ZM94 259V258H93ZM93 259L91 260L90 259V257H89V260H90V262L91 261H93ZM139 259V258H138ZM156 259H160V258H156ZM155 259V260H156ZM168 259V258H167ZM172 259V258H171ZM175 258H174V256H173V260H174ZM177 259V258H176ZM176 259H175V261H176ZM182 259V258H181ZM197 259V260H198ZM242 259V258H241ZM246 259V263H248V262H250L247 258H245ZM7 260V259H6ZM6 260H1L0 261V264H12L13 262H9L10 260H8V261H6ZM14 260V259H13ZM16 260H18V259H16ZM23 260H25V259H23ZM77 260H79L78 258H77ZM97 260V259H96ZM124 260V259H123ZM133 260V259H132ZM154 260V261H155ZM162 260H164L163 258H162ZM195 260H196V257H195ZM200 260V259H199ZM198 260V263L197 264H199V261ZM203 260V259H202ZM201 260V261H202ZM210 260V261H211ZM28 261V260H27ZM117 261V260H116ZM119 261V260H118ZM137 261V260H136ZM139 261V260H138ZM142 261H144V259H142ZM150 261H151V259H150ZM150 261L148 260V262L150 263ZM158 261V260H157ZM156 261V262H157ZM160 261V260H159ZM159 261L157 262V264L159 263ZM171 261V260H170ZM175 261H173V263L175 262ZM225 261V262H226ZM239 261V260H238ZM240 261H242V260H240ZM244 261V260H243ZM22 262H24V261H22ZM26 262V261H25ZM95 262V261H94ZM112 262V263H111ZM125 262V261H124ZM124 262H122V263H124ZM131 262H133V261H130V263ZM146 262V264H147V260L146 261H144V263ZM151 262H153V261H151ZM208 262V261H207ZM224 262V263H225ZM244 262V263H245ZM20 262H18V263H16V264H19ZM28 263V262H27ZM119 263V262H118ZM121 263V262H120ZM126 263V262H125ZM134 263V262H133ZM133 263H131V264H133ZM138 263H140V262H138ZM155 263V262H154ZM153 263V264H154ZM163 263H164V261H163ZM172 263V264H173ZM179 263V262H178ZM191 263V262H190ZM201 263H203V262H201ZM200 263V264H201ZM206 263V262H205ZM227 263V264H228ZM233 263V262H232ZM231 263V264H232ZM238 263V262H237ZM243 263V264H244ZM20 264H22V263H20ZM23 264H26V263H23ZM29 264V263H28ZM30 264H32L31 262H30ZM48 264V263H47ZM91 264V263H90ZM94 264V263H93ZM127 264V263H126ZM136 264V263H135ZM160 264V263H159ZM161 264H162V262H161ZM166 264V263H165ZM168 264H170V262L168 263ZM177 264V263H176ZM235 264V263H234ZM238 264H240V263H238ZM248 264H260V263H258V262H255V261H252V262H250V263H248Z\"/></svg>",
	"mask_w": 264,
	"mask_h": 264
}]
</instances>
